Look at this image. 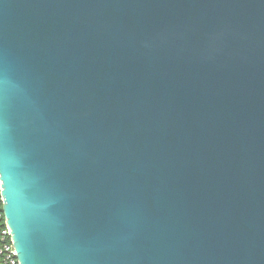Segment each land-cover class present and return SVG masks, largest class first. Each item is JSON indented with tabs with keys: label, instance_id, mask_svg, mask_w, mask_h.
Wrapping results in <instances>:
<instances>
[{
	"label": "water",
	"instance_id": "95a60500",
	"mask_svg": "<svg viewBox=\"0 0 264 264\" xmlns=\"http://www.w3.org/2000/svg\"><path fill=\"white\" fill-rule=\"evenodd\" d=\"M0 181L19 264H264V0H0Z\"/></svg>",
	"mask_w": 264,
	"mask_h": 264
},
{
	"label": "built area",
	"instance_id": "2783aa9c",
	"mask_svg": "<svg viewBox=\"0 0 264 264\" xmlns=\"http://www.w3.org/2000/svg\"><path fill=\"white\" fill-rule=\"evenodd\" d=\"M3 199L0 181V264H19L13 247L11 231L3 214Z\"/></svg>",
	"mask_w": 264,
	"mask_h": 264
}]
</instances>
